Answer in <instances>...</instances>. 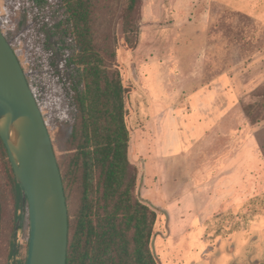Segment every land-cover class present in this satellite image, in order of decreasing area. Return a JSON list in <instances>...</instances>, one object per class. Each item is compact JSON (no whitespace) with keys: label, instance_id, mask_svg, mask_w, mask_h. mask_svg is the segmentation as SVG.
I'll list each match as a JSON object with an SVG mask.
<instances>
[{"label":"rangeland","instance_id":"rangeland-1","mask_svg":"<svg viewBox=\"0 0 264 264\" xmlns=\"http://www.w3.org/2000/svg\"><path fill=\"white\" fill-rule=\"evenodd\" d=\"M181 5L182 0H143L133 50L124 43L119 8L101 12L106 16L94 27L100 44L114 45L128 91V158L137 172L136 195L157 214L151 251L159 264H264V158L259 142L264 134V0H190L187 13ZM150 9L153 18L145 13ZM180 10L181 18L173 14ZM20 18L18 0H0L2 32L12 31L26 74L39 77L33 23L21 28ZM200 18L208 20L207 53L184 49L188 46L178 40L180 22L191 26ZM199 57L208 59L201 68L209 76L228 69L242 79L240 86L246 84L239 97L230 95L227 105L225 99H212L213 113L190 112L188 98L165 90L173 85L167 74L175 72L181 58ZM49 101L42 113L56 158L68 165L73 155L70 118L57 92L50 93ZM71 187L67 206L74 219L80 204L76 179ZM29 234L24 225L13 237L10 213L0 233V264H14L10 243L22 248L16 260L25 257Z\"/></svg>","mask_w":264,"mask_h":264},{"label":"trees","instance_id":"trees-1","mask_svg":"<svg viewBox=\"0 0 264 264\" xmlns=\"http://www.w3.org/2000/svg\"><path fill=\"white\" fill-rule=\"evenodd\" d=\"M142 1L18 0L20 27L31 21L38 42L40 76L25 72L30 88L41 111L57 92L70 118L73 155L68 165L57 161L67 205L75 179L80 204L74 219L69 214L66 264H159L151 251L157 214L137 197V172L128 158V91L114 45L105 47L94 36L106 16L100 13L119 8L124 43L135 49ZM4 35L16 53L12 31ZM259 142L264 158V134ZM10 213L16 238V224L30 229L28 203L0 138V233ZM28 245L29 239L25 257L16 260L22 248L10 243L9 259L26 264Z\"/></svg>","mask_w":264,"mask_h":264},{"label":"water","instance_id":"water-1","mask_svg":"<svg viewBox=\"0 0 264 264\" xmlns=\"http://www.w3.org/2000/svg\"><path fill=\"white\" fill-rule=\"evenodd\" d=\"M0 138L28 203L26 264H66L69 212L54 145L24 68L1 28Z\"/></svg>","mask_w":264,"mask_h":264},{"label":"crops","instance_id":"crops-1","mask_svg":"<svg viewBox=\"0 0 264 264\" xmlns=\"http://www.w3.org/2000/svg\"><path fill=\"white\" fill-rule=\"evenodd\" d=\"M189 1L190 0H182L183 5H181V10H186V13L187 11L192 10L191 8L186 9V7H188ZM150 10L152 11V9ZM181 10L179 12L173 11V14L176 13L179 15V18H181ZM151 11L148 13L146 11L145 13L147 16L153 18L154 13ZM186 13L183 12V17L185 19L187 17L185 16ZM173 14L171 15L172 17ZM207 14L208 13L206 12L205 16ZM199 21H201V25H197ZM180 23H182V31H179V29L177 30L176 28L174 31H176V33L179 31L180 34L178 33V40L181 41V43L185 46H188L184 47V49H192L194 52L205 50L207 53V49L209 48L210 44L208 34V20L206 19L205 23H203L202 19H197L192 23L191 26L184 25L185 22L183 21ZM194 26L195 28H193ZM166 43H168L167 45L172 44L169 41ZM145 63L147 65L151 64L149 61ZM170 63L167 62L168 65H171ZM208 63L209 61L205 57H199L193 60L187 59V61L182 60L181 58L180 61L175 64L177 65L175 72H169L167 74L168 79L173 80V85L170 87L168 86V88H165V90L168 91L169 89H172L174 91L175 98H188L189 102L187 109L189 108L190 112L194 111L195 113H213L214 107L212 99H225V104L227 105L230 95L233 97H239V93L241 92L242 88L246 87L245 83L240 86L239 82H242V79L238 75L231 73L228 69L209 76L205 70L201 68H205ZM158 73L160 72L158 71ZM208 100L209 102H207ZM211 124L212 123L209 122V125Z\"/></svg>","mask_w":264,"mask_h":264}]
</instances>
